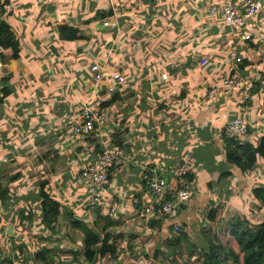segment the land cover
<instances>
[{
	"label": "crops",
	"instance_id": "crops-1",
	"mask_svg": "<svg viewBox=\"0 0 264 264\" xmlns=\"http://www.w3.org/2000/svg\"><path fill=\"white\" fill-rule=\"evenodd\" d=\"M1 1L7 2L1 22L11 25L19 58L11 60L6 54L0 59V73L5 72L0 80L9 79V95L0 100V112L13 130L19 135L23 132L27 140L19 142L18 136L12 135L9 142H0V170L7 160L18 165L22 158V149L18 148L26 147L27 175L39 174L46 182L47 200L58 204L62 216H76L77 223L87 226L93 234H99L101 231L96 228L107 223L97 221L98 217H105L109 204L116 205L111 220L115 226L109 227L107 233L117 255L102 259L116 263L123 257V264H204L202 251L209 249L223 264L226 252L218 245L224 226L243 219L248 230L264 227V158H256L251 168L241 172L229 161L230 152L220 135L229 121L241 117L248 123L245 144L255 147L264 138V71L256 63V57L264 51L260 48L264 47V39L258 37L264 21L260 31H254L253 37L258 38L244 42L241 37L249 28L234 33L218 25L220 17L208 15L209 7L221 0ZM150 3L175 4L171 35L165 41L157 38L159 18L147 10ZM179 7L183 8L181 12ZM106 16L110 17L107 23L115 25L108 28V34L122 35L117 42L121 48L119 60L111 52L117 48L109 43L82 50L80 47L83 43L91 45L89 38L97 36L92 28L107 30L97 21ZM113 17L133 21L135 26L122 27L121 22L111 20ZM176 18L179 23L174 21ZM59 27L76 30L82 40L60 41ZM105 33L102 37L107 38ZM134 36L131 49L132 45L123 39ZM144 41L147 45L143 47ZM65 48H71V53ZM239 58L241 64L236 61ZM114 60L119 63L113 65ZM98 64H106L108 71L126 79L114 93L108 95L106 90L110 76L96 84L89 73V68ZM234 73L252 87L251 100L246 104L222 87L223 80ZM162 75L166 76L165 81ZM1 87L0 83V90ZM210 89L217 90L212 100L206 97ZM114 94L119 100L111 103ZM96 102H100L99 107L109 118L101 135L84 139L72 136L73 119L83 107ZM104 102L109 105L102 108ZM117 106L119 114L115 111ZM161 112H166L164 119ZM94 143L107 144L100 153L122 146L127 163L112 171L102 206L89 211L84 208L87 195L78 175L96 156L92 151ZM44 145L50 147L51 155L35 156L37 148ZM187 158L191 164L184 179L187 184L192 183L194 195L177 213L176 221L185 238L175 247L168 220L155 218L150 224L139 225L128 218L133 197L149 199L143 180L146 173H155L169 187L176 184L172 170ZM0 176L5 177V173ZM27 187L28 194L29 183ZM11 198L7 206L15 205ZM4 201L0 199V203ZM29 202L27 198V205ZM89 213L94 215V221L78 219ZM211 215L214 220L209 219ZM42 216L41 213L40 221H0V264H76L80 263L79 258L83 260L81 232L72 228L69 233V225L75 221H64L63 216L52 227L42 221ZM76 240L81 244L80 250L76 249ZM152 246L153 255H146L144 248ZM186 247L191 248V253ZM37 255H41L40 260ZM97 260L101 259L94 263Z\"/></svg>",
	"mask_w": 264,
	"mask_h": 264
},
{
	"label": "built area",
	"instance_id": "built-area-1",
	"mask_svg": "<svg viewBox=\"0 0 264 264\" xmlns=\"http://www.w3.org/2000/svg\"><path fill=\"white\" fill-rule=\"evenodd\" d=\"M209 16L220 17L219 26L226 27L234 33H240L245 29H250L244 33L241 39L244 42H251L259 36L264 39V0H221L220 4L216 3L209 7ZM263 24V25H262ZM103 27L112 28L115 25L104 22ZM254 31H260L253 37ZM229 53H233L232 51ZM238 62V59L236 60ZM106 64L92 65L89 68L94 82L102 83L110 76V82L106 86L107 94L114 93L120 86L125 83V78L118 73L108 71ZM161 79L166 80L162 75ZM222 87L229 93H234L240 98L243 104L248 103L252 96L251 85L234 73L228 76L222 82ZM217 90L210 89L206 97L210 100L216 98ZM166 112H161L164 119ZM109 122L106 113L101 110L99 104L85 106L73 119L71 135L77 138L94 137L101 135L103 125ZM248 132V123L245 118H235L229 121L221 130L220 135L224 141L234 146H243L244 139ZM127 158L123 147L113 146L105 149L96 155L87 165L79 170V179L83 185L84 193L87 195L84 204L85 209L94 211L97 207L102 206L103 201L107 198L109 192L110 176L113 170H119L125 167ZM189 159L183 161V164L173 169L171 175L176 184L167 186L164 180L153 172H147L143 177L144 186L149 195L148 200H142L133 197L131 200L132 213L128 218L139 225L148 224L155 218H163L169 221L172 226V233L181 234L182 226L176 221L179 209L188 205L193 197V191L190 188L184 176L187 173ZM116 205L109 204L105 211V218L113 220L116 214ZM152 245V244H150ZM33 264H37L34 262Z\"/></svg>",
	"mask_w": 264,
	"mask_h": 264
},
{
	"label": "trees",
	"instance_id": "trees-1",
	"mask_svg": "<svg viewBox=\"0 0 264 264\" xmlns=\"http://www.w3.org/2000/svg\"><path fill=\"white\" fill-rule=\"evenodd\" d=\"M7 6L6 1H1L0 3V59L6 54L9 55L11 60H17L19 58V49L17 45L16 38L14 36L12 27L8 23L1 22L2 16L4 14V8ZM183 10L179 7V11ZM58 39L63 42H73L76 40H82V37L78 35L76 30L71 28H58ZM8 78L4 77L1 79V98H5L9 95V88L7 87ZM119 100L118 94H114L111 98V103ZM109 104L104 102L101 107L104 108ZM226 143L227 149L230 152L228 157L229 161L236 165L241 172L247 171L256 162V158H264V138L257 141L255 147L251 145L244 144L243 146H234L231 143L224 141ZM35 156L48 157L51 155V150L49 146H39L34 152ZM8 172V171H5ZM2 172L0 171V175ZM4 174V171H3ZM16 181V180H13ZM43 200L45 199L46 207L42 209V221H47V224L54 227L58 221L63 220V216L59 212V206L53 201L47 200L45 193L40 189L38 194ZM264 195V192H263ZM0 199L3 196L0 195ZM15 200V199H13ZM17 200V199H16ZM215 214V213H213ZM71 219V218H70ZM210 220H214L211 215ZM70 223L69 233L72 228H77L82 235L83 243V261L86 263H92L97 258H103L105 256L117 255L116 250L111 244V235L107 233L109 227L115 226V223L109 219H106L107 223L104 227L100 229L99 234H93L90 232L85 225L77 223V220ZM215 222V221H213ZM100 233L102 237L100 238ZM220 236L222 241L219 242L218 247L226 252V259L223 264H264V227L257 231H251L246 228V222L243 219H237L234 223L227 224L221 230ZM120 237V236H119ZM185 238L183 233L178 234V237L174 239V246L178 247L180 241ZM186 251L191 253V248L186 247ZM204 256V264H219L218 258L213 251L209 249H204L202 251ZM41 255H37V259L40 260Z\"/></svg>",
	"mask_w": 264,
	"mask_h": 264
},
{
	"label": "rangeland",
	"instance_id": "rangeland-1",
	"mask_svg": "<svg viewBox=\"0 0 264 264\" xmlns=\"http://www.w3.org/2000/svg\"><path fill=\"white\" fill-rule=\"evenodd\" d=\"M151 4H153V3L149 4L147 10L149 12L153 13V14H157L156 16H158V18H159V20L157 19V22H158L157 28H159V30H158L159 36L157 38H162V41H165V40H167L168 36L171 35V34H169V32L171 31V29L169 27L173 24V19L175 18L174 15H173V8L175 7V4H170V5H168L166 3L165 4H159V5L158 4L151 5ZM109 18L110 17L107 18V16L106 17H100V19L97 20V21L100 22V26L102 28H105V27H103L102 24L104 22H108ZM113 18L114 19H111V20L118 21L117 23L121 22L120 25L122 27L127 25V24H128V26L130 25V27H132V28H133V26H135V22H133V21H128V22L124 21L123 22L121 17H113ZM132 20H135V19H132ZM169 21H170V24H169ZM174 21L176 23H179V20L177 18ZM106 28H107V30L105 29V30H102V31L96 30V29L94 30L92 28L93 33H97V36L95 38H92L91 40L89 38V41H91V45H89V43H83L84 46H80L81 50H82V47H85V48H88L90 46H91V48L92 47L93 48H95V47H103V45H107V43H109L110 47L114 46V48H117V49H115V50H113L111 52H112L114 57H115V55H117L116 59L119 60L120 59L119 55L121 53V48H120V46L117 45V42L120 41L122 35L121 34H117V33H113V32H112V34H114V35H112V34L109 35L108 34V32H109L108 28L109 27H106ZM105 32H107V33H105ZM104 33L108 34L109 36L107 38L102 37V35ZM154 37H156V35ZM135 38H136L135 36L133 37V39H131V38L128 39V37H127V38H124L123 40H124V42L126 44L129 43V45H132L131 49H133V46L135 45V41H136ZM144 38H147V37H145V35H144ZM86 41H88V40H86ZM142 43H143V47L147 45L146 41H144ZM158 47L160 49H162V50H165L164 46L158 45ZM260 48L262 50L264 49V47H262V46H260ZM18 49H19V45H18ZM131 49H129V50L131 51ZM168 49H170V48H168ZM71 50H72L71 48L70 49H66L65 48V51L67 53H71ZM262 54H264V51H262V53L259 54L256 57V61L259 60V62H256V63L258 65V67L260 66L261 69L264 71V58H263ZM132 60H133V58H132ZM238 61H239L238 64L239 63L241 64L242 63V58H239ZM114 62L116 64H113V65H117L119 63L116 60H114ZM4 73L5 72H1L0 73L1 77L4 76ZM262 76L264 78V74ZM262 76L260 75L259 79H261ZM257 82L260 83V80H258ZM251 91H252V89H251ZM115 108H116L115 111H117V113L119 114V112H120V110L118 109L119 107L117 106ZM115 114H116V112H115ZM1 115L2 114L0 112V142H6L7 143L15 135L18 136L17 140H19V139L21 140L19 142H22L23 140L26 141L27 138H25V136L23 135V132H19L20 135L17 134V131L13 130V125L7 123V121H5V119ZM114 130H116V128ZM116 131H114V134H116ZM6 134H8V135H6ZM12 135H14V136L12 138H9ZM94 144H95L94 145L95 147L96 146L99 147L98 150H95V147H93V145H92V148H93L92 151H93V154H95V155L100 153V151L103 149V147L107 145V144L98 145L96 143H94ZM120 147L122 148V146H120ZM19 149H22L19 152V155H21L22 158L20 160H18V165H16L17 162H15L13 160L12 161H10V160L8 161L7 160V162L5 163V166H2L1 170H0L2 173H3V171L5 173V177L4 176H0V195L3 196V198L6 200V201H4V203H0V221H29L31 219H33V221H40L42 209H44L46 207V202L47 201H45V199L43 200V198H41L38 194H39L40 189H42L43 192H44V189L46 188V185H45L46 182L44 183V181L42 180V178L40 177L39 174L38 175H32V176L30 174L27 175V149H26V147L18 148V150ZM10 157H12V156H9V159H10ZM182 164H183V161H182V163L180 165H182ZM190 164L191 163H190V159H189V165H188V168H187L186 175L189 172ZM180 165H178L177 167H179ZM7 167H11V168H7ZM4 168H5V170H3ZM6 169H8L9 173L5 172V171H7ZM13 180H16V181H13ZM28 183L30 184V190H29L30 192H28V194H27V188H28L27 184ZM189 186L192 189V183H190ZM13 188L16 189V191H13L12 190ZM23 188H24V190H23ZM192 191H193V189H192ZM10 196H12L13 198H11ZM14 197H15V200H14L13 203H15V205H13V206H9L8 205L7 206V201L9 200V198L14 199ZM27 198H28V200H30L28 205H27ZM63 216L65 217L64 221H71L73 219L77 220L76 216H73V215L69 216L68 214L64 213ZM37 218H38V220H37ZM78 219H80L81 221H94V215L92 216L89 213V215H87V217H83V218L78 217ZM106 219H109V218H105V217L102 218V217L99 216L97 221H106ZM150 223H151V221L149 222V224ZM96 229L98 231L100 230L99 227L96 228ZM171 230H172V226H171ZM182 231H183V229H182ZM171 234H172L171 236L173 238L178 237V234L175 235L172 232H171ZM76 236H79V234L76 235ZM220 239L222 240L221 236H220ZM76 241H77V243L75 244L76 249L80 250L79 246H81V244H80L79 240H76ZM150 244H152V243H150ZM152 248H153V246L150 247V248L149 247H145L144 248V250L146 251L145 252L146 255H149V256L153 255ZM119 257L120 256H118V258ZM118 258H117V260H118ZM100 259L101 260H97L95 263L92 262V264H118V263L123 264V261H124L123 257H121V259H119V262H116V263L112 259H109V258H106V259L100 258ZM78 261H80V263L77 262L76 264H85V263H82V261H83L82 257L79 258ZM152 261H153V257H152ZM127 264H133V263L128 261ZM135 264H137V263H135Z\"/></svg>",
	"mask_w": 264,
	"mask_h": 264
},
{
	"label": "water",
	"instance_id": "water-1",
	"mask_svg": "<svg viewBox=\"0 0 264 264\" xmlns=\"http://www.w3.org/2000/svg\"><path fill=\"white\" fill-rule=\"evenodd\" d=\"M131 225V222L129 223V226ZM8 234H10V230H11V228L10 227H8Z\"/></svg>",
	"mask_w": 264,
	"mask_h": 264
}]
</instances>
